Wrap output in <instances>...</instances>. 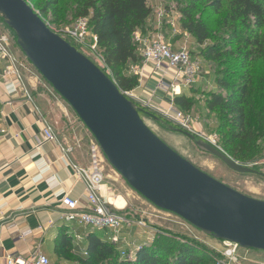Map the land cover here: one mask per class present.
Masks as SVG:
<instances>
[{
  "label": "water",
  "instance_id": "obj_1",
  "mask_svg": "<svg viewBox=\"0 0 264 264\" xmlns=\"http://www.w3.org/2000/svg\"><path fill=\"white\" fill-rule=\"evenodd\" d=\"M0 14L24 57L74 111L107 163L134 192L216 241L264 252L263 201L227 187L169 148L113 80L52 32L25 0H0ZM176 132L229 170L264 179L263 173L235 162L220 149Z\"/></svg>",
  "mask_w": 264,
  "mask_h": 264
},
{
  "label": "rangeland",
  "instance_id": "obj_2",
  "mask_svg": "<svg viewBox=\"0 0 264 264\" xmlns=\"http://www.w3.org/2000/svg\"><path fill=\"white\" fill-rule=\"evenodd\" d=\"M25 1L33 9L34 13L52 31L57 33L70 28L75 20L78 19V6L73 0H59L58 5L50 8L46 14L43 9L48 0ZM227 1H224L221 10L217 14L212 13L206 6H197L192 11L194 17L204 22L210 31L209 39L202 46L198 45L195 39L184 32L181 27L182 11L190 8V0L180 1L179 4L171 0H149L147 4L151 10V15L144 28L145 36L160 34L165 41H171L173 44L185 43L191 54L200 58L202 63L201 80L200 83L186 89L192 100V107L189 112H185V115L188 116L192 126L200 134L215 135L218 147H220L221 143L220 131L226 132L222 127L224 121L222 116L215 110L207 109V102L211 94H226L228 89L223 90L220 88L216 80H224L227 84L229 83L231 88H237L243 85L242 83L246 80L244 78L247 77V90L249 91L247 101L250 102V106L247 107V113L251 127L256 128L260 119H264V59L257 55L255 47L248 45V42H252V34L249 30L243 27L232 30L230 27ZM160 11L164 12V18L161 23L157 19V13ZM9 31L0 18V33H8ZM259 34L264 36V30H261ZM232 36L236 37V39L231 40ZM88 43H91V40ZM207 46L212 47L216 51L214 57H208L201 53ZM12 50L19 56L23 55L16 41L12 46ZM79 51L106 75L110 76V73L103 65L98 50L96 52L90 50ZM125 69H128L129 73L138 77L132 65H126ZM39 80V85L34 91V96L38 98V103L42 105L44 110L52 112L53 116L57 117L58 129L63 130L70 125H79V129L76 132L74 131L75 133L72 135L71 140L73 143L79 141L78 144L81 149L88 152L91 142L94 141L92 135L79 121L69 105L53 91L52 87L41 76ZM168 85L169 83L166 80L161 83V86L165 88ZM142 91L136 92L142 109H144L145 113L159 117V111L154 107H158V105L153 103L154 106H147L148 94H146L143 87ZM145 113L142 114L141 118L146 126L183 159L227 187L249 198L264 202L263 178L251 174H238L229 170L220 160L200 150L193 141L177 133L176 128L169 127L162 122H156ZM257 146L262 149L258 159L252 162L237 163L251 169H257L264 174V138L257 142ZM104 166L105 183L109 191L108 199L110 197L121 198L125 202V208L121 210L123 214L132 221L144 222L149 230L156 231L155 238L161 240L158 242L159 246L167 249L162 250L166 251L162 253L166 256L167 261H172L176 248L181 244L191 246L195 251V256L202 259V264H213L219 257L220 252L224 250V245L220 241L204 235L175 215L156 209L134 192L110 167L107 161ZM77 235H80L82 239L84 238L82 231H77ZM145 237L140 229H135L130 240L141 245L145 243ZM69 241L72 243V250L68 254L69 259H61L56 254L52 257L47 255L50 264H82L81 259L86 257L84 255L83 241L78 245L73 244L75 242L74 236ZM250 252L251 254H248L247 257L248 264H264V252Z\"/></svg>",
  "mask_w": 264,
  "mask_h": 264
},
{
  "label": "trees",
  "instance_id": "obj_3",
  "mask_svg": "<svg viewBox=\"0 0 264 264\" xmlns=\"http://www.w3.org/2000/svg\"><path fill=\"white\" fill-rule=\"evenodd\" d=\"M78 6V18L86 19L91 34L96 38V45L103 65L110 73L121 92H132L139 87V78L125 69L126 65L140 64L137 44L134 41L136 32L145 34L146 21L151 15L148 7L149 0H73ZM179 4L184 0H171ZM191 6L182 11L181 27L191 35L200 46L209 39L208 26L197 20L192 11L197 6H206L212 13L217 14L225 0H190ZM59 0H48L44 6L45 14L50 8L56 7ZM228 21L232 30L243 27L252 34V42L248 45L255 47L257 55L264 59V36L259 34L264 30V0H228ZM236 37L232 36L231 40ZM208 57H214L216 51L206 47L201 52ZM200 59V58H199ZM108 76V75H107ZM242 86L234 88L224 80H216L226 94L213 93L207 102V109L215 110L224 121L225 133L220 131L221 143L219 149L235 162H252L262 153L257 142L264 138V119H260L256 128H252L247 107L249 91L247 77ZM174 107L185 114L192 107L189 92L182 90L173 98ZM145 113V112H144ZM197 139V138H196ZM198 140V139H197ZM258 171L257 169H253ZM259 172V171H258ZM70 236L65 228L61 229L56 255L61 259H69L72 250ZM84 252L86 257L82 264H202V259L195 256L191 246L179 245L172 261H167L159 246V239L154 238L150 246H141L133 259L121 258L119 251L109 244L100 234H88L85 237ZM163 252V253H162Z\"/></svg>",
  "mask_w": 264,
  "mask_h": 264
},
{
  "label": "crops",
  "instance_id": "obj_4",
  "mask_svg": "<svg viewBox=\"0 0 264 264\" xmlns=\"http://www.w3.org/2000/svg\"><path fill=\"white\" fill-rule=\"evenodd\" d=\"M137 75L140 83L136 91H142L143 87L149 101L159 107L171 101L166 89L156 90L159 78L151 66H141ZM39 81L35 76L25 75L31 102L23 97L17 84H1L0 264H5L7 256L27 258L37 249L45 255H55L64 228L62 197L68 195L82 206L85 204V186L74 177L71 165L87 168L89 151L82 150L79 141L71 140L79 125L58 129L57 117L38 103L34 91ZM41 118L50 123L58 143L44 141ZM69 148L72 150L64 153ZM102 190L108 199L105 182Z\"/></svg>",
  "mask_w": 264,
  "mask_h": 264
},
{
  "label": "built area",
  "instance_id": "obj_5",
  "mask_svg": "<svg viewBox=\"0 0 264 264\" xmlns=\"http://www.w3.org/2000/svg\"><path fill=\"white\" fill-rule=\"evenodd\" d=\"M163 18L164 12H158L157 19L159 23H161ZM52 32L78 52H80L79 50H90L93 52L97 50L96 38L91 34L86 19H76L70 28L61 33ZM89 40H91V43H88ZM15 41L16 38L12 32L0 33V93L2 92V82L14 83L18 85L23 97L31 102L32 99L25 84V75L37 78H40V75L24 55L19 56L12 50ZM134 41L137 44L140 58V64L133 68L135 73H139L141 66H151L153 72L159 78L156 90L166 89L171 96V101L165 107L158 108L159 106H154L149 100L146 105L156 107L160 114L157 118L163 124L191 134L198 140L219 149L215 135L200 134L192 126L188 116L177 110L172 102L173 98L178 96L182 90L189 89L200 83L202 74L201 60L191 54L185 43L173 44L171 41H165L160 34L145 36L136 32ZM164 80H169V85L166 88L161 86ZM136 92L134 90L132 92H121V94L143 111L140 113L141 117L145 111L141 107L140 99ZM39 123L42 125L44 141L58 143L50 123L44 118H41ZM71 150L69 148L66 152L63 151L64 153H69ZM89 159L87 168L71 165L74 177L85 186V204L82 206L78 200L68 195L62 197L60 201L63 210L61 221L64 224V228L70 238L74 236V244L76 245L80 244L88 234H100L119 251L121 258L133 259L141 246H147L154 241L156 231L149 230L144 222L132 221L103 196L102 187L106 178L104 175L106 160L95 140L89 146ZM134 229H140L147 236L145 243L138 245L137 242L130 240L129 233ZM78 230L85 233L83 239L80 235H77ZM27 234L29 232L23 235ZM221 244L224 245V250L220 252L219 257L213 264H248L247 257L250 251L242 250L237 245L229 242H221ZM84 255L86 256V253ZM5 264H50V260L47 255L37 249L32 251L27 258L7 256Z\"/></svg>",
  "mask_w": 264,
  "mask_h": 264
},
{
  "label": "bare ground",
  "instance_id": "obj_6",
  "mask_svg": "<svg viewBox=\"0 0 264 264\" xmlns=\"http://www.w3.org/2000/svg\"><path fill=\"white\" fill-rule=\"evenodd\" d=\"M0 16L2 18H4L5 16L3 14H0ZM108 201L113 205L115 206V208H117L118 210H122L125 208V202L121 199V198H111L108 199Z\"/></svg>",
  "mask_w": 264,
  "mask_h": 264
}]
</instances>
